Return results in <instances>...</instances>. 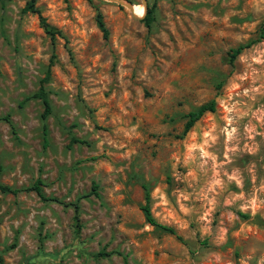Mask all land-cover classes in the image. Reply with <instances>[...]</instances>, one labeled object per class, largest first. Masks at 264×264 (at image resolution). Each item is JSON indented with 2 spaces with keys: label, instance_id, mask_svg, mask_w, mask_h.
Listing matches in <instances>:
<instances>
[{
  "label": "rangeland",
  "instance_id": "1",
  "mask_svg": "<svg viewBox=\"0 0 264 264\" xmlns=\"http://www.w3.org/2000/svg\"><path fill=\"white\" fill-rule=\"evenodd\" d=\"M27 2L0 0V116L15 128L0 121V181L88 195L77 232L72 206L0 192V264H264V0H146L150 28L116 1L37 0L65 36L54 45ZM47 69L44 146L43 104L24 99ZM142 183L174 233L146 221Z\"/></svg>",
  "mask_w": 264,
  "mask_h": 264
},
{
  "label": "trees",
  "instance_id": "2",
  "mask_svg": "<svg viewBox=\"0 0 264 264\" xmlns=\"http://www.w3.org/2000/svg\"><path fill=\"white\" fill-rule=\"evenodd\" d=\"M36 2H37V0H28V2L26 3V5L24 7V11H31V12L38 13L39 22H40L44 32L49 36L52 45H54L57 36H60L63 38H65V36L63 35V33L60 30H58L55 27H53L52 25H50L47 22L45 17L40 15L39 10L36 7ZM146 9H147L146 13L141 18V20L144 22V24L148 28H150L152 25V22L154 21L155 5L154 4L153 5L147 4ZM95 20H96L97 26L99 27V29L102 32L104 39H107L108 35H109V31H108V28L104 22L103 14L99 9L96 10ZM263 31H264V23H263V26H262L261 31H260V38H262L264 36ZM255 41H257V40H252L250 42H247L245 44H240L237 47L232 48L230 50V54H229V61L230 62L233 61L236 58V56L244 48L249 47ZM55 56H56L55 52L52 51V54L50 56L49 66L51 65V63H53V59L55 58ZM48 76H49V69H47L45 77L43 79H41L42 84L40 85L38 90L36 92H34L32 95L25 97V99H24V101H26L29 98H39L43 104V111L41 113V120H42V134H43L44 146H46L48 144V139H47L48 127L46 124V119L49 116V114L51 113V109H52L51 101L48 97V91L46 90V88L43 84V82L47 81ZM214 110H215V102L213 100H211L209 102H206V103L200 105L195 110L190 111L186 115L187 120L184 124L183 132L184 133L187 132L192 127V125L195 123V121H197L202 116L203 113H205L206 111L212 112ZM0 121L7 122L11 126V128L13 130H15L9 114H5V115L0 116ZM70 142L71 143H76V142L80 143V142H84V141L82 139L75 137L74 135H71ZM42 184H43V180L39 177L36 178L30 185L23 186V187H13V186H10V185L5 184V183L0 181V192L11 193V194L16 195L19 192H23V191H33L40 197V199H42L44 201H53V202L65 204L68 206H72V209L74 211L75 227L77 229V232H79V230H80V225H79L80 204H79V201L81 198L87 197L88 194H83V195L78 196V198L73 202H64L63 199L58 198L56 196L45 195V193L42 189ZM142 187L144 189V203L141 205L140 209H141L146 221L150 225L157 226V227H160V228H162V229H164L170 233H174V231L171 227L162 225L155 220V218L153 217V215L151 213V208H150V201H151L150 191H149V189L145 183H142ZM95 188H97V184L93 183L92 189L94 191H95ZM94 194L98 195L97 193H94ZM113 252L118 253L117 251H113ZM108 254L109 253L101 251L97 255L104 256V255H108ZM118 254H120V253H118Z\"/></svg>",
  "mask_w": 264,
  "mask_h": 264
},
{
  "label": "water",
  "instance_id": "3",
  "mask_svg": "<svg viewBox=\"0 0 264 264\" xmlns=\"http://www.w3.org/2000/svg\"><path fill=\"white\" fill-rule=\"evenodd\" d=\"M105 1H116V2L122 3V4L126 5L130 9V11H132V13L134 14L133 5H132V3H130L127 0H105ZM141 2H142V6L145 10L147 8V2H146V0H141ZM134 15L136 17L140 18V17L144 16V12L141 15H136V14H134Z\"/></svg>",
  "mask_w": 264,
  "mask_h": 264
},
{
  "label": "bare ground",
  "instance_id": "4",
  "mask_svg": "<svg viewBox=\"0 0 264 264\" xmlns=\"http://www.w3.org/2000/svg\"><path fill=\"white\" fill-rule=\"evenodd\" d=\"M133 8H134L135 11H137V14L139 13L140 10L142 11V8L140 6H138V5L137 6L133 5Z\"/></svg>",
  "mask_w": 264,
  "mask_h": 264
}]
</instances>
